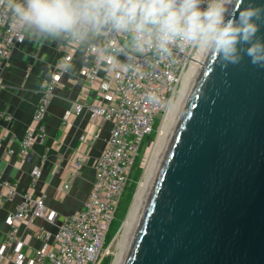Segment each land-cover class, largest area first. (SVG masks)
<instances>
[{
  "label": "water",
  "instance_id": "obj_1",
  "mask_svg": "<svg viewBox=\"0 0 264 264\" xmlns=\"http://www.w3.org/2000/svg\"><path fill=\"white\" fill-rule=\"evenodd\" d=\"M125 264H264V68L207 55Z\"/></svg>",
  "mask_w": 264,
  "mask_h": 264
},
{
  "label": "built area",
  "instance_id": "obj_2",
  "mask_svg": "<svg viewBox=\"0 0 264 264\" xmlns=\"http://www.w3.org/2000/svg\"><path fill=\"white\" fill-rule=\"evenodd\" d=\"M18 26L11 21L6 8L0 2V85L3 83L4 62L10 57L13 48L21 43L17 38ZM109 41L97 38L86 44V52L91 64L83 70L88 87H95L100 99L77 100L72 110H67L66 122L73 113L86 111L91 117H100L112 123L109 136L100 155L93 163L94 178L83 207L56 223L54 231L40 228L38 235L43 244L32 255L25 256L23 242L17 240L19 223L28 216L54 222L55 210H49L45 196L32 198L24 194L15 210L7 217L8 231L0 246V258L16 264H102L116 235L107 243L106 238L113 223L122 197L127 190L131 173L141 151L142 144L156 133V118L161 114L162 121L169 106L176 99L184 73L190 67L196 52L190 49H177L171 57L160 59L138 55L129 62L123 54L101 55L97 49L109 46ZM76 48L78 42H68ZM120 45V41H111ZM72 51L63 52L60 63L52 70L40 90L34 110L32 124L25 131L17 149L8 148L6 154L24 159L34 142L46 136L44 116L51 103L53 90L62 75L68 71ZM150 94L157 101L150 100ZM7 118L9 116L6 115ZM158 122V124H159ZM98 134L92 135L96 137ZM89 133L82 136L85 140ZM45 156L42 158V163ZM85 158L78 153L74 158L70 178L60 188L66 193L70 180L81 174ZM41 175V167L32 170V185ZM17 180H0V206L17 195ZM12 248L8 252L9 248Z\"/></svg>",
  "mask_w": 264,
  "mask_h": 264
},
{
  "label": "crops",
  "instance_id": "obj_3",
  "mask_svg": "<svg viewBox=\"0 0 264 264\" xmlns=\"http://www.w3.org/2000/svg\"><path fill=\"white\" fill-rule=\"evenodd\" d=\"M66 50L72 51V58L68 71L53 90L44 116L45 138L34 142L24 159L6 154L8 148L19 147L25 131L33 122L40 90ZM91 61L86 45L71 48L68 42L26 37L13 48L4 62L3 83L0 85V180H17L18 188L17 195L0 206V246L8 231L7 217L24 194H30L32 198L44 195L47 208L57 212L54 222L28 216L19 223L17 240L23 242L25 256L32 255L43 244L38 235L40 228L54 231L56 223L81 209L88 197L94 178L93 163L105 146L112 123L100 117H91L86 111L73 113L66 122L63 117L82 97L100 99L97 88L88 87L83 74ZM86 133L89 137L83 140L82 136ZM96 133V137H91ZM81 152L85 158L81 174L70 180L66 193L60 194L59 188L69 180L73 160ZM36 166L41 167V175L32 185V170ZM0 264L16 263L0 258Z\"/></svg>",
  "mask_w": 264,
  "mask_h": 264
},
{
  "label": "clouds",
  "instance_id": "obj_4",
  "mask_svg": "<svg viewBox=\"0 0 264 264\" xmlns=\"http://www.w3.org/2000/svg\"><path fill=\"white\" fill-rule=\"evenodd\" d=\"M17 38L78 42L103 38L101 55L160 59L177 49L215 55L222 68L245 57L264 68V3L257 0H0ZM120 41V45L111 41ZM150 100L157 101L154 94Z\"/></svg>",
  "mask_w": 264,
  "mask_h": 264
},
{
  "label": "bare ground",
  "instance_id": "obj_5",
  "mask_svg": "<svg viewBox=\"0 0 264 264\" xmlns=\"http://www.w3.org/2000/svg\"><path fill=\"white\" fill-rule=\"evenodd\" d=\"M206 58L207 55H200L198 53L195 54L190 67L183 75L182 84L176 99L169 106L165 117L157 128L158 133L156 141L152 148L145 170L143 171L144 173L141 181L139 182L132 206L121 226L118 240L119 250L116 252L112 264H125L126 262L153 184L157 178L177 123Z\"/></svg>",
  "mask_w": 264,
  "mask_h": 264
},
{
  "label": "rangeland",
  "instance_id": "obj_6",
  "mask_svg": "<svg viewBox=\"0 0 264 264\" xmlns=\"http://www.w3.org/2000/svg\"><path fill=\"white\" fill-rule=\"evenodd\" d=\"M161 118V114H159L156 118V126L158 128V126L160 125L161 121L159 122ZM159 122V124H158ZM157 130H156V133L153 137H151V140L143 147V149L141 150V152L139 153L138 157H137V160H136V164H135V167L137 166H140L141 167V173H140V176L138 177L136 183H135V186H134V189H133V193H132V196L130 198V201L128 202V206H127V209L124 213V215L122 216L121 220H120V224H119V227L117 229V231L115 232V234L112 236V238L116 235L115 239L112 241V243L110 244L109 248L107 249V255L106 256H109L111 258L110 260V263L109 264H112L113 263V260H114V257H115V254L116 252L119 250V247H118V240H119V234H120V230H121V226H122V223L124 222V220L126 219L128 213H129V210L132 206V203H133V200H134V197H135V194H136V191L138 189V186H139V182L141 181L142 179V176H143V171L145 170V167H146V164L148 162V159L150 157V154H151V151H152V148L154 146V143L156 141V138H157ZM125 197V196H124ZM120 216V215H119ZM115 220L117 221V218L115 216V219H114V222ZM112 225V224H111ZM111 228V227H110ZM110 231V230H109ZM109 238H110V235H109V232H108V235H107V238H106V242L108 243L109 241Z\"/></svg>",
  "mask_w": 264,
  "mask_h": 264
},
{
  "label": "trees",
  "instance_id": "obj_7",
  "mask_svg": "<svg viewBox=\"0 0 264 264\" xmlns=\"http://www.w3.org/2000/svg\"><path fill=\"white\" fill-rule=\"evenodd\" d=\"M150 140H151V137H148L144 141V143L142 144L141 150L143 149V147ZM140 173H141V167L140 166L135 167V165H134L133 170H132V173H131V179H130L129 185H128L127 190L125 191V193H124V195L122 197V200L120 202V205H119L118 210H117V213H116L117 221L116 220H115V222L113 221V223L111 225V228H110V231H109V235H110L109 241L112 239V236L115 234V232L117 231V229L119 227L120 220H121L122 216L124 215V213H125V211L127 209L128 202L130 201V198L132 196L135 183H136L138 177L140 176ZM110 260H111V258L109 256H105L104 259H103V261H102V264H109L110 263Z\"/></svg>",
  "mask_w": 264,
  "mask_h": 264
}]
</instances>
